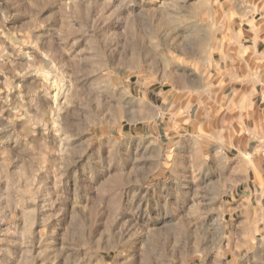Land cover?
Wrapping results in <instances>:
<instances>
[{
  "label": "rangeland",
  "instance_id": "1",
  "mask_svg": "<svg viewBox=\"0 0 264 264\" xmlns=\"http://www.w3.org/2000/svg\"><path fill=\"white\" fill-rule=\"evenodd\" d=\"M212 1L0 0V264H211L236 176L174 96Z\"/></svg>",
  "mask_w": 264,
  "mask_h": 264
},
{
  "label": "crops",
  "instance_id": "2",
  "mask_svg": "<svg viewBox=\"0 0 264 264\" xmlns=\"http://www.w3.org/2000/svg\"><path fill=\"white\" fill-rule=\"evenodd\" d=\"M212 2L207 65L197 89L176 94L174 103L189 101L190 132L206 135L236 176L220 201L227 221L211 264H264V0Z\"/></svg>",
  "mask_w": 264,
  "mask_h": 264
}]
</instances>
